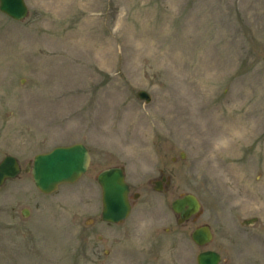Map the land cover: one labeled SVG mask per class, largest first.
Segmentation results:
<instances>
[{"label": "rangeland", "instance_id": "obj_1", "mask_svg": "<svg viewBox=\"0 0 264 264\" xmlns=\"http://www.w3.org/2000/svg\"><path fill=\"white\" fill-rule=\"evenodd\" d=\"M25 3L21 22L0 12V160L21 165L0 187V264H264V0ZM74 143L88 171L41 194L26 164ZM119 166L132 208L107 224L96 177ZM185 194L201 212L179 225Z\"/></svg>", "mask_w": 264, "mask_h": 264}, {"label": "water", "instance_id": "obj_2", "mask_svg": "<svg viewBox=\"0 0 264 264\" xmlns=\"http://www.w3.org/2000/svg\"><path fill=\"white\" fill-rule=\"evenodd\" d=\"M0 11L16 21L24 19L27 15V8L23 0H0ZM138 95L142 99H148L144 92H140ZM88 164L87 150L83 145L75 144L69 147L55 148L49 153L35 156L30 173L39 191L48 194L61 183L75 182L87 170ZM19 171L17 160L12 156H6L0 162V186L6 179L15 178ZM26 171H29V167L26 168ZM98 182L102 189V220L108 223H117L125 219L130 206L127 197L128 186L124 182L121 170L109 169L100 173ZM199 208L198 200L191 194L172 203V210L180 215L178 223L198 213ZM253 222L254 219L244 221L243 224L250 225ZM210 239L211 233L207 226L199 227L192 233V240L198 245H204ZM218 262L219 254L213 251L202 252L197 256V264H218Z\"/></svg>", "mask_w": 264, "mask_h": 264}, {"label": "bare ground", "instance_id": "obj_3", "mask_svg": "<svg viewBox=\"0 0 264 264\" xmlns=\"http://www.w3.org/2000/svg\"><path fill=\"white\" fill-rule=\"evenodd\" d=\"M1 63V62H0ZM159 105H157L156 106V108L158 107ZM211 110H213V108L211 109ZM241 121V120H240ZM240 121H238V122H240ZM230 138V137H229ZM223 139V138H222ZM223 142H224V140H222ZM235 141V142H234ZM234 142V144H238L239 142H240V138H233V139H230V145H231V143H233Z\"/></svg>", "mask_w": 264, "mask_h": 264}, {"label": "flooded vegetation", "instance_id": "obj_4", "mask_svg": "<svg viewBox=\"0 0 264 264\" xmlns=\"http://www.w3.org/2000/svg\"><path fill=\"white\" fill-rule=\"evenodd\" d=\"M159 185L163 186L167 182V177L161 176L160 179H158Z\"/></svg>", "mask_w": 264, "mask_h": 264}]
</instances>
